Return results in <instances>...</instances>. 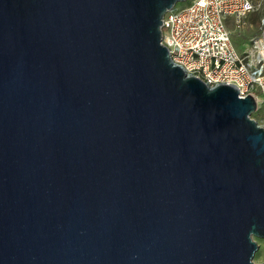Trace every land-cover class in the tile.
I'll return each instance as SVG.
<instances>
[{"label":"water","instance_id":"1","mask_svg":"<svg viewBox=\"0 0 264 264\" xmlns=\"http://www.w3.org/2000/svg\"><path fill=\"white\" fill-rule=\"evenodd\" d=\"M184 1L0 0V264H256L264 127L171 61Z\"/></svg>","mask_w":264,"mask_h":264},{"label":"built area","instance_id":"2","mask_svg":"<svg viewBox=\"0 0 264 264\" xmlns=\"http://www.w3.org/2000/svg\"><path fill=\"white\" fill-rule=\"evenodd\" d=\"M257 1L190 0L174 7L163 16L161 43L188 76L209 87L232 85L239 98L251 95L255 113L264 114V34L245 40L239 51L227 29L229 21L239 26Z\"/></svg>","mask_w":264,"mask_h":264},{"label":"rangeland","instance_id":"3","mask_svg":"<svg viewBox=\"0 0 264 264\" xmlns=\"http://www.w3.org/2000/svg\"><path fill=\"white\" fill-rule=\"evenodd\" d=\"M190 0L176 3L175 8H180L187 5ZM227 29L230 32L231 40L237 47V50L241 51L248 40L252 36H262L264 34V0H258L255 9L247 14L238 26L233 21L227 23ZM261 114V115H260ZM262 116V117H261ZM251 118L255 122L264 127V114L263 112H254L251 114ZM257 243V250L253 256V262L260 264L264 262V239H255Z\"/></svg>","mask_w":264,"mask_h":264}]
</instances>
